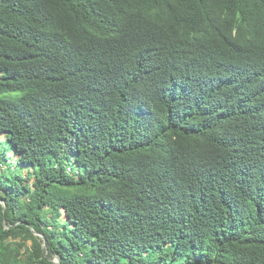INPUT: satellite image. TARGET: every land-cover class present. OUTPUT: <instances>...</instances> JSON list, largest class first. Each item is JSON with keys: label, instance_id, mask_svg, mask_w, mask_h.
Listing matches in <instances>:
<instances>
[{"label": "trees", "instance_id": "1", "mask_svg": "<svg viewBox=\"0 0 264 264\" xmlns=\"http://www.w3.org/2000/svg\"><path fill=\"white\" fill-rule=\"evenodd\" d=\"M0 138V264H264V0H0Z\"/></svg>", "mask_w": 264, "mask_h": 264}, {"label": "rangeland", "instance_id": "2", "mask_svg": "<svg viewBox=\"0 0 264 264\" xmlns=\"http://www.w3.org/2000/svg\"><path fill=\"white\" fill-rule=\"evenodd\" d=\"M7 97H9V95H7ZM4 145H5V138H0V150L3 148ZM10 159L14 162V161L17 160V156L14 153H11L10 154ZM22 173L25 174V175H27L28 174V170L27 169H24L22 171ZM27 245L29 247H31V245H32L31 241H28L27 242Z\"/></svg>", "mask_w": 264, "mask_h": 264}]
</instances>
